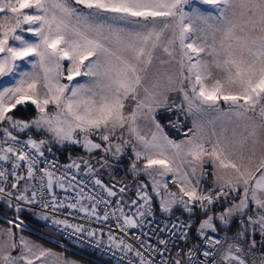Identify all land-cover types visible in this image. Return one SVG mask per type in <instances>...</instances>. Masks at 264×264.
<instances>
[{"label":"snow or ice","instance_id":"obj_1","mask_svg":"<svg viewBox=\"0 0 264 264\" xmlns=\"http://www.w3.org/2000/svg\"><path fill=\"white\" fill-rule=\"evenodd\" d=\"M22 63L31 71L22 70ZM5 77L14 81L0 85V125H6L0 127V161L11 162V171L0 167V197L9 198V207V187L37 179V171L39 188L28 196L26 182L16 201L35 204L54 184L65 188L64 176L36 167L49 142L13 135L35 127L58 144H78L97 155L101 169H111L130 151L127 171L150 185L139 182L136 196L143 203L136 213L118 207L121 231L139 227L136 216L152 214L149 186L164 213L177 205L190 216L201 210L197 232L207 245L202 253L196 247L173 256L166 239L159 240L162 247L140 240L142 252L120 240L116 246L134 251L139 264H264V0H0V79ZM173 93L180 103L170 101ZM29 102L37 115L15 118L14 110ZM159 108L192 118L184 140L163 133L155 118ZM23 164L26 176L16 172ZM169 176L178 191L170 190ZM94 183L108 197L117 195L114 185ZM77 196L76 203L65 204L52 195L41 206L79 208L108 220L110 213L100 217L97 206L110 201L86 196L83 189ZM217 203L227 206L217 213ZM237 218L239 227L229 235ZM7 223L12 227L0 229L7 237L0 241V264H53L50 257L57 254L51 249L23 235L17 241L13 228L24 227L23 221ZM53 223L83 231L66 220ZM189 227V221L181 225ZM221 230L223 237L213 235Z\"/></svg>","mask_w":264,"mask_h":264},{"label":"built area","instance_id":"obj_2","mask_svg":"<svg viewBox=\"0 0 264 264\" xmlns=\"http://www.w3.org/2000/svg\"><path fill=\"white\" fill-rule=\"evenodd\" d=\"M19 140L25 141L21 138H19ZM43 151L44 156L39 157L41 162L36 165L37 169L47 167L53 171L56 176H64L65 179L63 182L65 188H60L54 184L52 193H48L47 190H45L43 198L37 196V203L35 204H26L16 200L15 202L23 207L46 215L48 219L45 220V226L50 232L113 264H129V261H131L132 264H139V258L134 255V251L128 252L122 246H116L122 239L132 244L134 249H139L142 252L145 250L140 248V240H144L146 244L153 247H162L159 245V240L166 239L169 241V249L173 256L176 254V251L180 249L186 252L189 248L195 249L199 247L202 253L207 247V245L203 243V239L198 236L197 232L198 213L201 211L199 208L196 210L197 213L191 216L181 211L170 215H164L159 213L152 203L151 215H146L143 218L139 216L135 217L138 222H140L139 227L129 228L126 232L121 231L120 225L122 224V217L119 220L117 219V217H120V212L117 210L118 207H123V211L127 215H133L137 212L135 209L136 205H131L133 199L127 198V200L124 201L122 198V196H126L128 192L127 182L113 178L104 180L100 176L97 168L95 174H90L83 170L81 168L82 165H80L79 169L67 168L65 166L72 162L63 163L57 153ZM0 167L7 168L11 171V162L5 163L0 161ZM16 172H18V169H16ZM36 175L37 179L32 180L33 191L39 188V176L41 173L37 171ZM73 177H75V179H73ZM95 179H100L104 185L109 187L114 185L113 191H116L117 195L115 197H108L106 192L95 185ZM69 184H71L72 187H69ZM120 187H125L124 193L119 192ZM81 189H83V193L86 196H94L97 198L102 196L105 200L110 201V203H101L97 206V212L100 217H103L105 210L110 213L108 220L89 216L79 211V208L71 209L63 207L53 210L51 207L44 208L41 206V200L51 201L52 195H55L57 202L63 201L65 204L76 203L77 199H79L77 194ZM117 201H120L119 206L117 205ZM81 203L91 207L92 202L84 199L81 200ZM112 213H115V215H112ZM54 220H66L69 225L82 227L83 231L77 232L75 227H67L64 224H54ZM186 221L190 222L191 227L182 229L181 225ZM173 225H176V227H173ZM182 231L187 232L186 239L181 238ZM89 232H94L95 235L89 236ZM213 235L223 237L221 234ZM109 236H112L113 240H110ZM145 255H147L146 252ZM201 258L203 257L201 256Z\"/></svg>","mask_w":264,"mask_h":264},{"label":"trees","instance_id":"obj_3","mask_svg":"<svg viewBox=\"0 0 264 264\" xmlns=\"http://www.w3.org/2000/svg\"><path fill=\"white\" fill-rule=\"evenodd\" d=\"M34 111H36L35 107L31 105V103H27L25 105L18 106L17 109L14 110V116L17 119L30 121L31 119L34 118V116H36V112ZM158 119L163 124L167 134L173 138L184 137L187 129L191 127V121L188 118H186L181 112H179L177 109H173L171 111L168 110L160 111L158 113ZM176 121L179 124L178 127L174 126L173 124ZM4 126L6 125H0V127H4ZM12 131H13V135H16L18 136V138L24 140H27L29 137L36 139L38 141L41 139L47 140L49 143L43 148V150L48 151V148L50 147L51 148L50 152L57 153L60 156V159L63 163H69V162L71 163L74 160H76V158H78L76 156L77 154L70 147H68V145L57 144L56 142L52 141L50 135L43 130H37L35 127H33L32 129L26 130L25 132H19L17 130H12ZM19 171L20 170L18 168V172H17L18 174ZM10 177L11 176H9V178ZM210 183L211 182H206L207 185ZM6 199L8 198L0 197V225L8 224L7 223L8 220L5 219L3 216H9L8 214L12 215L16 213L17 203L15 202V196L11 198V207H9V205L5 203L8 201ZM153 204L157 208V205L155 203ZM222 206H227V205H222L220 203H217L215 205L217 213L221 210ZM32 211L33 210L21 206L20 214H22V216L25 217V219L27 220V225L29 226V228L22 229V232H24L28 236L41 242L46 247L59 251L63 253L65 256L69 258H73L84 264H113L105 259L95 256L94 254L86 252L84 249L50 232L49 230L46 229L45 219L35 217L33 213H31ZM178 211H181L186 215H190L189 213L180 209H175L170 214H173ZM202 217L203 216L200 215V213H198L197 226ZM238 227H239V218H237L235 222L231 224L230 226L231 231L229 232V235L231 234V232H235L238 229ZM218 234L224 236V231L221 230Z\"/></svg>","mask_w":264,"mask_h":264},{"label":"rangeland","instance_id":"obj_4","mask_svg":"<svg viewBox=\"0 0 264 264\" xmlns=\"http://www.w3.org/2000/svg\"><path fill=\"white\" fill-rule=\"evenodd\" d=\"M200 7L209 9V6H206V5H201ZM209 10H211V9H209ZM18 63H21V62H18ZM65 64H67V62H65ZM22 70H24V71H31V66L28 65V64H23L22 63ZM11 83H14V81L10 80V78H8V77H5L3 79H0V85L6 86V85H9ZM169 99H170V101H175L176 103H180V97L176 93L170 94ZM163 110H166V109L165 108H159V109H157V111L155 113V118L159 122V124L161 125V127L163 129V133L170 140H173V141H176V142H180V141L184 140L186 138L185 136L182 137V138H173V137H171V136H169L167 134V132H166L163 124L158 119V113L160 111H163ZM177 110L179 112H181L186 118H188L192 122V118L190 116H187L185 112H183V111H181L179 109H177ZM34 112H36V111H34ZM36 115H37V113H36ZM173 124H174V126H177V127L179 125L177 121L174 122ZM61 145H68V147H70L77 154L76 156L78 158H76V160H75L76 162H79L81 160H87L89 162V164L93 165L94 167H97V170H98V172H99V174H100V176L102 178H104L106 180L113 178V179H116V180L126 181L127 182V185H128V191L130 190L132 192V198H133V200H137L138 201V203H137V205L135 207L136 210L138 209L139 205L143 203V201L139 200V198L136 196V192H137V189H138V185H139V182L140 181H143V182L148 183L150 185V181L146 177H144L143 175H141L140 177L137 178V177H134L130 172L127 171L128 163H129L128 157L130 155V151L126 152L121 157V159H120L119 162H113V167L111 169H109V168H103V169H101L100 166H99V164H97V162H96L98 156L97 155H94V154H89L88 152H86L85 149H83V147L81 145L73 144V143H70V142H65V143H63ZM209 170H210V168H209ZM166 179L168 181L170 190H172V191H178V189L176 188V186L172 183L171 177L169 176ZM208 181L211 182V178L206 177L205 178V182H208ZM147 191L149 192L150 195L153 196V202L152 203H155L157 205L158 211L161 214H164V215L170 214V213H164V212H162L160 210V208H159L160 198L159 197H156L155 194L151 192V187L150 186L147 189ZM122 197H124V195ZM6 200H9V198L6 199ZM5 203L7 205H9L8 204V201L5 202ZM175 209L183 210L182 209V206H179V205L174 206L173 211ZM20 213H21V211L19 213L16 212L15 214H12V215L8 214L9 216H3L5 219H7V220H14L17 223H19L20 221H23L24 227H22V228H13V231L16 234L17 241L19 240V237L21 235H23L25 238H27V239H29V240L37 243V244H40L44 248L51 249L54 253L57 254V256L50 257V260L53 261V264H61V260L58 257H62L64 260L74 261L75 264H84V263H81V262H79V261H77V260H75L73 258H69V257L65 256L63 253H61L59 251H56V250H54L52 248H49V247H46L41 242L35 240L34 238H32V237L28 236L27 234H25L24 232H22V229L29 228V226L27 225V220L25 219V217H23L22 214H20ZM31 213H33V215L35 217H37V218H43L45 216L41 212L32 211ZM5 214H7V213H5ZM17 217H19V219H17ZM203 218L204 217H202L201 219H203ZM9 227H12V225H9V224H1L0 225V229H7ZM198 227H199V223H198ZM6 239H7L6 235L0 234V241H4ZM16 254H17V252H13V255H16Z\"/></svg>","mask_w":264,"mask_h":264},{"label":"crops","instance_id":"obj_5","mask_svg":"<svg viewBox=\"0 0 264 264\" xmlns=\"http://www.w3.org/2000/svg\"><path fill=\"white\" fill-rule=\"evenodd\" d=\"M191 127H192V122H191ZM191 127H190V128H191ZM186 132H187V131H186ZM79 163H80V165H82L81 168H82L83 170L87 171V166L82 162V160L79 161ZM95 168H97V167H95ZM19 170H20V171H19V175L26 176V174H27V166H26L25 164H23V166H22L21 168H19ZM103 179H104V178H103ZM104 180H106V179H104ZM11 182H14V178H13V177H10V178H9V184H10ZM26 182H27L28 185H29V191L26 193V195L30 196L31 193H32V191H33V181H25V180H21L20 183H19V187H18V189H10V187H9L8 190H11V191L13 192V196H16V195L19 194L20 191H23ZM208 182H209V181H208ZM122 198H123L124 201H126L127 198L133 199V198H132V192L129 190L128 193H127V195L124 196V197H122Z\"/></svg>","mask_w":264,"mask_h":264}]
</instances>
